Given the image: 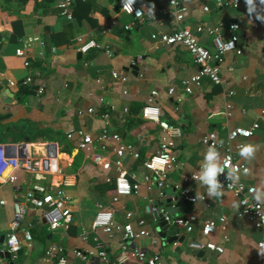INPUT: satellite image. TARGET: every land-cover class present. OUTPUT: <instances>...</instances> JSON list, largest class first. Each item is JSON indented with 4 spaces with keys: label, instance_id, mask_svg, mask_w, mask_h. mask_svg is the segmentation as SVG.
Segmentation results:
<instances>
[{
    "label": "crops",
    "instance_id": "1",
    "mask_svg": "<svg viewBox=\"0 0 264 264\" xmlns=\"http://www.w3.org/2000/svg\"><path fill=\"white\" fill-rule=\"evenodd\" d=\"M92 1L99 8L91 14L94 26L85 19L75 22L62 16L54 0H0V142L8 153L30 166L17 170L13 182L0 185V235L4 238L12 218L13 200L20 199L33 185L58 183L62 175L70 176L72 181L59 186L70 210L69 226L51 230L36 210L26 208L17 232L21 241L17 256L10 259L2 240L0 264H50L43 257V249L49 244L65 248L68 264H99L94 257L87 263L71 253L74 248L91 249L94 236L107 256L113 258L118 251V231L106 234L90 227L97 202L112 210L114 221L129 223L133 232L146 230L148 235L133 239V244L147 255L158 254L161 264H264V247L256 245L263 229L236 216L238 206L231 192L221 188L220 196H210L202 185L187 179L205 163L209 147L201 144L200 137L214 131L222 146L229 145L233 159L246 164L248 172L240 178L254 186L255 196L260 193L259 201L264 204V0H251L250 4L238 0L235 7L216 5L213 0H190L179 24L164 12L169 9L166 0H132L144 12L153 10L154 19L144 15L140 22L119 11L118 0ZM229 23L238 25L236 45L241 52L229 51L222 57L220 84L204 77L198 84H185L198 70L186 50L180 45L155 44L150 38L152 33L183 26L200 44L210 48L204 28L219 26L224 31ZM126 24L130 25L124 29ZM196 26L202 30L196 31ZM77 37L95 39L107 46L111 55L101 48L79 53ZM15 48H22L24 56H17ZM111 72L123 74L124 80L112 77ZM25 76H31L32 81L23 84ZM2 80L7 81L12 94L9 102L5 101ZM38 87L42 88L40 94L35 92ZM168 87L173 88L171 95L166 92ZM152 89L157 91L159 117L180 129V135L173 139L178 163L169 173L168 186L162 194L142 182L143 175L150 176L142 165L143 159L167 137L156 123L140 117ZM223 90L232 93L224 96ZM88 107L93 109L89 114L85 112ZM103 111L108 112V130L118 133L139 154L138 158L122 157L124 169L139 181L138 191L119 196L116 201L111 200L113 184L103 181L104 172L76 148L77 136L65 137L66 132L77 128L89 132L94 139L98 137L104 127L99 118ZM253 122L258 127L250 137H237L227 143V130L248 127ZM17 144L23 147L17 148ZM238 144L252 145V156L242 157ZM215 150L217 155L222 153V148ZM94 151L109 155L107 145L95 143ZM107 174L114 176V168ZM171 183L187 186L197 200L175 211L178 216L194 214L192 230L177 228L172 242H168L157 226L167 199L174 204L180 195L170 187ZM99 184H110L111 189L98 193ZM126 212L131 213L128 219ZM221 215L226 219L225 230L217 228L202 236V222L217 220ZM22 228L29 232L30 241L22 238ZM175 229L170 224L167 230ZM82 231L85 239L79 235ZM203 238L220 245L222 252H192L187 247L189 240Z\"/></svg>",
    "mask_w": 264,
    "mask_h": 264
},
{
    "label": "built area",
    "instance_id": "2",
    "mask_svg": "<svg viewBox=\"0 0 264 264\" xmlns=\"http://www.w3.org/2000/svg\"><path fill=\"white\" fill-rule=\"evenodd\" d=\"M54 1L59 13L66 18H70V0ZM189 1L190 0H166L169 9L164 12L172 16L175 23L179 24L187 12ZM213 1L216 5L227 4L232 7L238 4V0ZM117 6L120 12L130 15L135 22H140L144 15L151 19L155 18L153 10L144 12L133 2L128 3V0H118ZM203 10H206V8L204 7ZM129 25L130 24L124 25V29L128 28ZM237 29L238 25L236 23H229L224 31H222L219 26L204 28L211 42L210 48L200 44L192 32L183 26H177L176 29L169 32L152 33L150 38L155 44L180 45L186 50L198 70L184 81L185 84H198L202 77L208 79L213 84H220L219 66L222 57L229 51L235 54L241 52L240 48L236 45ZM107 30L108 28H105V31ZM195 30L200 31L202 28L196 26ZM76 43V50L81 54H84L91 48H101L107 56L111 55L109 48L101 45L95 39L77 37ZM14 53L17 56H24L22 48H15ZM22 63L24 66L28 64L25 59ZM111 75L119 80H124L123 74L111 72ZM31 81V76H25L22 83L28 84ZM35 92L36 94H40L42 88L38 87ZM166 92L171 95L173 88L168 87ZM223 92L224 96H229L232 93L230 90H223ZM156 96V90L152 89L148 92L145 104L140 109V117L144 120L156 123L167 137L160 141L153 153L143 159L142 165L150 172V176L143 175L142 182L147 183V188L155 187L159 194H162V190L168 186L167 179L169 173L176 168L178 163L173 152V139L180 135V129L159 117V109L155 101ZM226 107H229L227 102ZM92 111L93 109L91 107L85 110L88 114ZM99 118L103 121L104 127L100 130L98 137L95 139L89 132L83 131L80 128L66 132L65 137L70 138L72 134L77 136L76 148L81 150L94 166L104 172V181L113 184L111 200L116 201L119 196L129 195L131 193L134 194L138 191L139 181L136 180L132 174L129 175L124 169L122 166V157L128 155L133 158H138L139 154L133 149L132 145L125 142L118 133L108 130L107 111L100 113ZM257 127L258 124L253 122L248 127H235L227 130L225 134L227 143L237 137H250ZM199 141L209 148H222V153L217 155V162L223 168V171L218 173L217 180L220 182L222 188L231 192L232 196L235 198L238 206L236 216L250 221L255 228L263 229L256 245L259 248L264 247V204L255 198L254 186L245 184L240 178L241 175L248 172V167L245 163L233 159L229 145L222 146L214 131L203 134ZM95 143L96 145H107L109 155L96 153L94 151ZM236 147L240 148L241 145L238 144ZM111 167L115 170L114 176L107 174ZM22 168L29 169L30 166L28 162L23 159L21 160L12 153H8L5 145L0 142V185L5 182H13L15 179V172ZM200 171H202V166L199 167V172H192L187 179L202 185L198 179L193 178L198 177ZM70 184H72L70 176L62 175L58 183H48L47 187L33 185V187L27 190L20 199L12 201L13 215L3 238L5 248L12 261L16 258L21 247V241L19 240L17 232L20 228V223L26 208L36 210L38 212V217L43 219L51 230L58 227L66 229L69 226L71 223V214L69 208L66 206V201L64 196H62V191L59 186H67ZM170 187L177 190L186 202L193 203L197 200V197L191 194L187 186L171 183ZM203 187L206 188V186ZM198 199H203V197L199 196ZM0 204H3V200H0ZM95 207L96 209L90 227L92 230H101L106 234H110L113 230L118 231L119 242L117 254H115L113 258L108 257L102 245L99 243L97 236H94L92 238L94 246L91 249L80 250L74 248L71 250V253L76 258L88 263L94 257L98 260L99 264H161L158 254L153 253L147 255L140 247H136L133 244V239L142 236L146 237L148 235L146 230L139 229L137 232H133L129 223L113 220L112 210L110 208L103 207L99 202L95 203ZM130 215V212H126L125 218L128 219ZM161 216L165 222L173 225L175 228H181L185 232H190L192 230V225L195 221V216L192 213L183 216H171L169 213L164 212ZM138 224L141 226L143 220H140ZM225 226L226 219L223 215L219 216L217 220L206 219L200 225V233L202 236H206L213 233L217 228L224 231ZM21 234L25 241H30L31 237L27 230L22 228ZM79 235L82 239H85L84 231L80 232ZM187 247L193 250H208L216 253L222 252L220 245L204 238L189 240L187 242ZM65 252L66 250L63 246L59 244H49L43 249V257L45 261L50 262V264H68Z\"/></svg>",
    "mask_w": 264,
    "mask_h": 264
},
{
    "label": "clouds",
    "instance_id": "3",
    "mask_svg": "<svg viewBox=\"0 0 264 264\" xmlns=\"http://www.w3.org/2000/svg\"><path fill=\"white\" fill-rule=\"evenodd\" d=\"M132 0H128L131 3ZM251 0H246V4H250ZM254 148L252 145H243L240 148V155L244 158H249L252 156ZM205 163L202 166V171H200L198 177H193L198 179L203 186H206L207 192L210 196H220L221 195V184L217 180L218 173L223 171V168L217 162V152L214 147H210L205 154ZM255 198L259 201L261 199V194L257 193Z\"/></svg>",
    "mask_w": 264,
    "mask_h": 264
},
{
    "label": "water",
    "instance_id": "4",
    "mask_svg": "<svg viewBox=\"0 0 264 264\" xmlns=\"http://www.w3.org/2000/svg\"><path fill=\"white\" fill-rule=\"evenodd\" d=\"M2 86L4 87V92H5V101L6 102H9V98H11V92L9 91V89L7 88V81L6 80H2L1 82ZM17 148H20V147H23V144H17ZM168 202H167V205L165 206V209L159 214L158 216V226H157V230L158 232L164 237V236H167V241L168 242H172V237L177 234V228L172 232H168V228L170 226L169 223L165 222L163 219H162V216L161 214L164 213V212H167L169 213L171 216H177V213H175L176 210L180 209L185 203L186 201L182 198L181 195H179L177 197V200L174 204L171 203V200L167 199ZM173 205V206H172ZM3 240V235H0V243L2 242ZM197 250H193L192 249V252H195ZM6 253L8 255V252L6 250Z\"/></svg>",
    "mask_w": 264,
    "mask_h": 264
},
{
    "label": "trees",
    "instance_id": "5",
    "mask_svg": "<svg viewBox=\"0 0 264 264\" xmlns=\"http://www.w3.org/2000/svg\"><path fill=\"white\" fill-rule=\"evenodd\" d=\"M71 4H72V10L70 12V17L75 22H79L82 19H85L90 23L91 26L95 25V20L93 18H91V14H93V12L95 10H99V8H97V5H95L92 0H71ZM101 15L104 18L107 17V14H105V12H102V11H101ZM51 37H53V35H51ZM103 181H104V179H103ZM109 186L111 187L110 184L109 185L108 184L107 185L106 184H99L98 185V193L102 192L104 194V193L108 192L111 189ZM70 233H72V228L70 230Z\"/></svg>",
    "mask_w": 264,
    "mask_h": 264
}]
</instances>
